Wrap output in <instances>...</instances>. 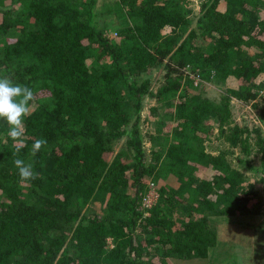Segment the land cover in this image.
Returning a JSON list of instances; mask_svg holds the SVG:
<instances>
[{
  "label": "trees",
  "instance_id": "16d2710c",
  "mask_svg": "<svg viewBox=\"0 0 264 264\" xmlns=\"http://www.w3.org/2000/svg\"><path fill=\"white\" fill-rule=\"evenodd\" d=\"M199 1L194 25L170 0H16L17 10L0 12V77L34 92L23 144L0 119V264L205 259L218 243L212 216L264 211V175L263 187L247 181L204 143L213 118L231 147L252 151L246 130L230 125V102L260 105L264 0ZM109 12L121 19L115 38L101 18ZM164 64L153 91L142 75ZM229 79L218 101L203 94L204 82ZM146 97L157 103L150 151ZM39 138L47 144L33 157ZM15 158L38 177L21 182ZM152 186L158 197L146 206ZM93 202L101 211L88 215Z\"/></svg>",
  "mask_w": 264,
  "mask_h": 264
},
{
  "label": "rangeland",
  "instance_id": "374dc122",
  "mask_svg": "<svg viewBox=\"0 0 264 264\" xmlns=\"http://www.w3.org/2000/svg\"><path fill=\"white\" fill-rule=\"evenodd\" d=\"M178 4L182 9L189 11V17L192 20L193 25L197 22L200 16V1L199 0H170ZM0 12L6 9H18V3L16 0H0ZM102 3H108L109 0H101ZM246 13H244L245 15ZM103 24L106 25L107 34L113 38L117 36V30L121 25V19L116 14L109 12L106 16L101 15ZM248 19V15L245 16ZM165 64L145 72L142 77L150 78V88L156 91L163 82V76L165 73ZM191 74L190 76L195 78V75L187 70L185 74ZM199 80L198 77H196ZM227 86H234V80H228L225 87L217 83L210 81L204 82L201 86L203 94L208 96L214 101H218ZM228 88V87H227ZM264 95H262L258 102L264 106ZM156 100L151 97L144 99L141 125L145 137V147L148 151L152 150L153 143L150 138V134L157 130L155 117L151 112V107L155 106ZM250 104H243L237 98H232L230 102V108L232 111V117L230 119V125L238 124L246 130L245 136L249 137V142L252 147V151L248 157H245L241 151V148L231 147L225 137L220 134L218 128H216V120L211 127L206 128L209 132L207 139L204 143L208 150H213L215 153H219L222 150L226 152V157L234 168H237L245 177L247 181L254 182L258 186L263 187L262 177L264 175L263 151L260 141L264 140V122L259 118L260 105L254 106ZM167 108L162 110L167 111ZM120 141L116 145V151L121 147ZM233 151V153H230ZM239 159H242L240 161ZM211 169L203 171V175L212 177L214 174ZM150 189L144 204L146 206L151 205L157 200L158 193L156 188ZM264 196V192H262ZM261 201H254L252 204L255 207ZM87 214H95L101 211V205L98 202H93L88 205ZM212 225L216 227L218 233V243L215 247L210 249L209 256L205 259H170V264H264V211L255 210L253 214H237L232 217L212 216ZM229 220V221H226ZM149 249V247H147ZM150 258V257H149Z\"/></svg>",
  "mask_w": 264,
  "mask_h": 264
},
{
  "label": "clouds",
  "instance_id": "9594fccd",
  "mask_svg": "<svg viewBox=\"0 0 264 264\" xmlns=\"http://www.w3.org/2000/svg\"><path fill=\"white\" fill-rule=\"evenodd\" d=\"M33 99L34 92L30 87L14 83L8 77H0V119L9 125L7 134L14 142L24 143V117L29 114L30 101ZM46 144V139H36L31 147V155L36 156ZM13 156H17V153H13ZM13 164L21 182L34 180L39 175L34 171L33 163H26L24 159L15 158Z\"/></svg>",
  "mask_w": 264,
  "mask_h": 264
},
{
  "label": "built area",
  "instance_id": "2783aa9c",
  "mask_svg": "<svg viewBox=\"0 0 264 264\" xmlns=\"http://www.w3.org/2000/svg\"><path fill=\"white\" fill-rule=\"evenodd\" d=\"M262 95H264V90L261 92V96H262ZM261 96H260V97H261ZM260 97H259V99H260ZM263 97H264V96H263ZM240 102L243 103V104H246V103H244V102H242V101H240ZM249 104H250V103H249ZM251 105H252V104H251ZM251 105H250V106H251ZM151 205H152V204H151ZM151 205H149V206H151Z\"/></svg>",
  "mask_w": 264,
  "mask_h": 264
}]
</instances>
